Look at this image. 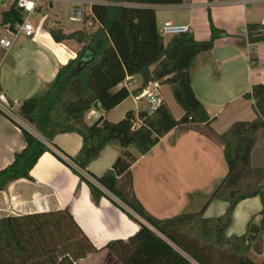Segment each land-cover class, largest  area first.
Masks as SVG:
<instances>
[{
	"label": "trees",
	"instance_id": "trees-1",
	"mask_svg": "<svg viewBox=\"0 0 264 264\" xmlns=\"http://www.w3.org/2000/svg\"><path fill=\"white\" fill-rule=\"evenodd\" d=\"M98 1L106 4L94 5L93 15L85 19H92L94 26L98 24L92 34L51 31L57 43L75 39L82 46L44 93L19 106V115L36 129L37 135L19 126L26 146L15 154L9 166L0 170V191L15 181L32 179L31 171L50 152L79 176L76 193L86 184L95 205L109 198L138 224L139 230L126 240L109 241L100 250L69 209L7 216L0 218V264H78L100 251L107 252V264H264V260L258 263L250 256L253 251L263 252L264 169L253 168L251 158L257 134L264 128V85H254L246 95L254 101L256 118L234 122L217 135L211 127L213 120L192 88L195 59L211 51L217 40L229 36L215 26L210 11L208 40H197L193 33H187L173 36L164 44L154 6L179 5L185 0ZM21 19L22 12L13 4L2 13L1 24ZM256 30L261 33L257 35ZM247 36L250 43L264 42V25L249 24ZM134 76L142 79L140 89H117ZM158 82L172 88L184 111L180 120L161 100L154 112L130 110L117 123L104 115L91 125L86 123L85 116L96 102L108 114L131 95ZM178 127L201 130L218 140L224 146L228 172L200 211L160 219L149 213L135 193L132 166L138 157L129 149L146 156ZM66 133L82 137V147L75 157L49 145L57 135ZM108 146H120L124 151L111 169L101 176L93 175L89 165ZM255 197L263 207L260 222L252 220L244 235L228 237L226 232L238 204ZM213 201L228 203L227 211L220 217L205 218Z\"/></svg>",
	"mask_w": 264,
	"mask_h": 264
},
{
	"label": "crops",
	"instance_id": "crops-1",
	"mask_svg": "<svg viewBox=\"0 0 264 264\" xmlns=\"http://www.w3.org/2000/svg\"><path fill=\"white\" fill-rule=\"evenodd\" d=\"M211 1L185 0L179 5L154 8L158 27H161L159 14L164 13V22L189 25L195 38L201 41L210 38L211 10L215 26L229 35L217 40L211 51L200 54L192 67V88L213 120L212 129L217 135H221L234 122L252 121L257 116L254 101L246 95L251 93L254 85H264V42L250 43L247 26L264 25V0H223L228 4L222 0L217 1V4ZM49 7L54 8L45 4L38 11L44 12ZM198 8L204 11L208 9L209 28L204 32L205 36L199 35L200 29L196 25ZM172 12H179L178 18L173 19L177 16ZM235 12H239L237 17ZM183 13L187 18L182 16ZM47 27L50 31L61 29L67 35L74 32L64 31L56 24ZM36 30V37L30 39L24 48L16 49L14 54L0 47V93L8 102L10 96L29 93L28 95L34 97L44 93L55 81L59 70L67 65L69 60L75 59L80 50L76 53L70 52L69 47L65 45L66 41L57 43L51 34H47L41 27H36ZM255 33L258 35L261 31L256 30ZM141 86V77L134 76L128 77L117 89L126 87L133 92ZM164 86L166 84L159 82L150 84L143 92L131 95L128 99L135 96L136 102H141L147 99L143 93L149 92L169 105L173 115L180 120L184 111L173 108ZM127 100L108 114H104L99 105V109L94 108L86 114V123L91 125L90 123H94L102 115L109 120V116L120 110ZM147 103L149 104L148 99ZM140 110L145 109L135 111ZM126 112L127 110L121 111L119 118ZM139 125L140 123L137 124ZM31 127L32 132L37 134L36 129ZM203 127L202 125L201 129ZM82 143L79 134L66 133L57 135L53 144L49 145L75 157ZM25 146L20 127L0 111V170L9 166L14 161L15 154L21 152ZM123 151L120 146L106 147L91 162L88 171L96 176L103 175L112 168ZM129 151L138 157L132 166L135 193L149 213L160 219L197 212V209L200 211L228 172L224 146L218 140L203 134L201 130L193 128L178 127L172 130L146 156H141L131 148ZM251 164L253 168L264 169V128L257 134ZM31 177L32 179L15 181L5 191H0V218L69 209L91 242L100 250L109 241L126 240L139 230L138 224L109 198H103L99 205H95L86 184L83 183L76 193L79 176L53 153L47 152L40 158L31 171ZM227 208L228 203L213 201L205 212V218L220 217L225 214ZM262 209L259 197L239 203L226 235H244L252 220L255 223L260 222L259 214ZM250 256L258 263L264 260V237L262 254L253 251ZM78 264H107V252L100 251L90 255Z\"/></svg>",
	"mask_w": 264,
	"mask_h": 264
},
{
	"label": "built area",
	"instance_id": "built-area-1",
	"mask_svg": "<svg viewBox=\"0 0 264 264\" xmlns=\"http://www.w3.org/2000/svg\"><path fill=\"white\" fill-rule=\"evenodd\" d=\"M5 1L11 2V6L16 4L17 8L22 12V19L20 21L9 22L0 25V47L6 52H9L14 47L16 40L20 36H25L26 38L30 39L36 37L37 30L33 22L30 20V15L33 12L38 11L41 6L45 4L51 5L53 7L56 3H68L71 5V8L68 12L70 21L81 22L82 24H86L89 27L95 25L92 19H90L88 22H85L86 17L93 15L92 7L97 4H106L105 2L98 0H0V3ZM96 26L98 27V24H96ZM158 29L163 39L165 37L193 33L189 25L175 24L168 21L164 22L163 26L158 27ZM143 95L150 103L149 111L154 112L161 100L149 92H144ZM10 105L11 104L6 101L0 93V111L18 126H21L34 134V132H32V127L17 113L19 115L18 116ZM35 135H37L36 132ZM57 153L59 152L57 151Z\"/></svg>",
	"mask_w": 264,
	"mask_h": 264
},
{
	"label": "rangeland",
	"instance_id": "rangeland-1",
	"mask_svg": "<svg viewBox=\"0 0 264 264\" xmlns=\"http://www.w3.org/2000/svg\"><path fill=\"white\" fill-rule=\"evenodd\" d=\"M217 1H221V0H212L211 2H213L214 4H217ZM225 1H229V0H225ZM225 1H223V2L225 4H228ZM208 2H210V1H208ZM10 6H11V2H9V1L8 2L5 1V2L0 3V25H1V22H2V12L8 10ZM70 8H71V5H69L68 3H56V4H54V8L53 9L49 7V8H47V10L44 9L45 10L44 12L43 11L42 12L41 11H35V12H33L30 15V20L33 22V24L35 25V27H41L43 29V31L45 30L46 33L49 34V35L51 34V31L49 30V28L47 27V25L48 26H53V24L59 25V27H61L62 29H64V31H67V32H72V31H74V32L85 31L88 34H92L95 31V29L97 28V26L89 27L86 24H82L81 22H72V21H70L69 15H68V12H69ZM228 8H231V7H228ZM222 9H227V8H222ZM240 11H241V9H240ZM210 12H211V10H210ZM239 12H235L234 13L235 17L238 16ZM172 13L175 16H177L179 14V12H172ZM207 13H208V9H205V11H204L201 8H198L196 10L197 16H196V19L195 20H196V25L200 29V33H199L200 36L201 35L202 36H205L204 32L208 31L206 29L209 28L208 27V17H207ZM216 13H218L217 12V9H216ZM163 14L164 13H160L159 14L160 15V19H161V23H160L159 26H163V24H164V21H163L164 15ZM182 16L184 18H187V16H186L185 13H183ZM176 18H178V16L175 17V18H173V19H176ZM42 39L43 38H40V40H42ZM170 39H171V37H165L163 39L164 44H167ZM29 40H30V38H26L25 36H20L16 40L14 47L10 50V53L11 54H14L16 49H22V48H24L26 46V43ZM65 45L69 47V51L70 52H75V53L82 46V44L78 40H75V39H71V40L66 41L65 42ZM164 89L166 91L167 96L171 99V101L173 103L172 104L174 106L173 108L174 109H182L180 107V105L176 102V100H175V98L173 96L172 88L168 84H166V86H164ZM28 94L27 93H24V94H20L19 96H13V97L10 96L9 97L10 98L9 102L11 104L10 106L14 109V111L16 112V114L18 113L19 105L24 100L33 98L31 96V94L30 95H28ZM29 96H31V97H29ZM135 98H136L135 96H132L130 99L127 100V102L124 105H122L119 108L120 110H117L116 112H113L109 116V121L114 122V123H117V122L121 121L125 117L126 113L128 111H130V110L149 109L150 106L147 103V99H143V100H141V102L140 101H137L136 102V99ZM168 107H169V105H168ZM123 110H127V112L125 113V115H122V117L119 118V116H121L120 115L121 114V111H123ZM170 110H171V108H170ZM90 124H93V123H90ZM131 149L133 151H135L134 148H131ZM225 164H226V162H225ZM197 210L199 211V209H197ZM178 215H180V214H178Z\"/></svg>",
	"mask_w": 264,
	"mask_h": 264
},
{
	"label": "water",
	"instance_id": "water-1",
	"mask_svg": "<svg viewBox=\"0 0 264 264\" xmlns=\"http://www.w3.org/2000/svg\"><path fill=\"white\" fill-rule=\"evenodd\" d=\"M94 108L99 109V104L97 102L95 103Z\"/></svg>",
	"mask_w": 264,
	"mask_h": 264
}]
</instances>
